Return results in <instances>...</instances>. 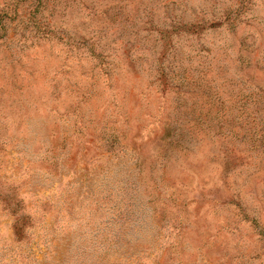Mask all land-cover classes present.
Listing matches in <instances>:
<instances>
[{"label":"rangeland","instance_id":"obj_1","mask_svg":"<svg viewBox=\"0 0 264 264\" xmlns=\"http://www.w3.org/2000/svg\"><path fill=\"white\" fill-rule=\"evenodd\" d=\"M0 264H264V0H0Z\"/></svg>","mask_w":264,"mask_h":264}]
</instances>
